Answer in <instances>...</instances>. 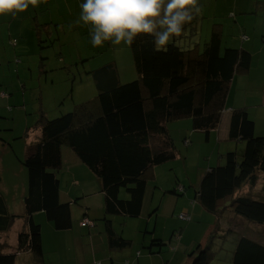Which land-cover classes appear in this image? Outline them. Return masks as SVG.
<instances>
[{
  "label": "trees",
  "instance_id": "1",
  "mask_svg": "<svg viewBox=\"0 0 264 264\" xmlns=\"http://www.w3.org/2000/svg\"><path fill=\"white\" fill-rule=\"evenodd\" d=\"M245 10L240 8L237 12L244 15ZM43 25L46 24L37 25L35 31ZM195 25L193 21L188 26L187 36L195 35ZM56 40H59L58 32L53 35V41ZM41 43L38 38L40 48ZM129 50L136 80L120 83L112 62L98 67L90 73L96 89L92 100L50 120L40 116L34 125L39 134L26 146L22 162L27 171L23 213L9 214L0 194V233L8 231L16 219L22 218L28 226L27 232L18 234L16 252L28 250L34 258L41 259V226L33 221L34 215L43 213L54 230L66 231L72 227L71 204L84 200L80 195L67 202L59 200L63 146L99 181L104 198L100 221L108 248L121 251L130 246L131 241L113 230L111 218H138L146 191V175L154 166L175 158L167 123L191 119L192 129L204 132L207 139L220 125L227 88L235 73L248 71L251 64L248 51L236 47L222 49L220 33L215 32L204 42L202 50L198 45L186 49L170 44L167 51H155L147 40L137 41ZM262 90L264 93V77ZM5 93L7 89L2 93L4 97ZM7 115L11 116L10 112ZM254 131L255 123L246 108L230 111L228 138L243 142L244 149L240 156L235 151L223 153L224 164L208 168L194 192L195 201L205 211L216 218L225 217L226 229L223 231L217 225L205 245L198 244L189 254L190 264H209L214 239L218 235L224 239L236 224L243 229L233 249L231 264H264L261 241L264 238L258 239L256 236L260 234L243 225L264 227V183L258 184L260 174H264V135L256 137ZM121 189L127 198H119ZM184 190L179 186L169 193L181 196ZM187 215L190 222L191 216ZM164 243L154 234L149 253H153L152 246L159 252ZM16 252L0 253V264H14Z\"/></svg>",
  "mask_w": 264,
  "mask_h": 264
},
{
  "label": "rangeland",
  "instance_id": "2",
  "mask_svg": "<svg viewBox=\"0 0 264 264\" xmlns=\"http://www.w3.org/2000/svg\"><path fill=\"white\" fill-rule=\"evenodd\" d=\"M240 8L246 9L244 15L238 14ZM194 21L195 35L178 40L176 45L186 49L198 45L202 50L210 34L217 31L221 36L222 49L243 46L245 49H242L251 54V64L248 69L250 73L237 71L227 88L226 99L229 98L227 108H244L245 106L236 107V105L245 101L249 117L255 123V136H263L264 98L259 97L262 95L259 90L264 77V0H204L203 14ZM219 23L223 24V31L216 27ZM44 24L46 25L40 26L41 28L35 31L32 37L28 34L22 36L27 41L26 46H29V42L33 40V48L22 52L27 54V57L21 56L17 50V54L21 56L18 61L20 64L23 63L22 66L17 65L18 62L13 60L14 49L9 42V48L0 47L1 54L4 50L11 56V61L8 60L10 64L9 62L4 64L13 67L3 66L0 69L1 79L6 83L4 86H9V89L3 87V90L7 89V94L13 98L9 104L1 105L0 102L1 107H4L3 116L0 117V139L11 145L6 149L7 156H4L2 166L0 165V188L3 196L8 200L17 194V202L20 201L22 183L25 182L27 185V171L22 165L26 146L29 142H34L38 136V129L33 127L40 116L50 120L72 112L78 104L92 100L96 96V89L90 73L108 63L114 64L120 83L137 79L129 47L123 42L119 45L105 42L103 46L93 47L89 42L86 25L82 24L76 29L70 28L65 19L62 22L48 21ZM55 30L59 33V40L53 41ZM38 38L42 41L40 45L42 49L38 45ZM90 56L93 58L90 59ZM41 57H43L42 61H40ZM18 67L19 78L16 77ZM256 82L257 89L254 88ZM9 112L14 114L13 118L7 115ZM166 128L174 145L175 158L154 166L146 175V191L140 216L129 219L112 217V227L117 234H123V239L132 242L130 248L133 247L135 251L146 255L149 253L151 238L155 234L165 242L161 247L163 255L169 257L179 250L177 256L188 258L190 264L192 258L189 254L198 244L205 245L208 237L216 231L217 225L223 231L226 229L223 215L222 218H216L195 201L194 192L198 187L199 179L208 168L224 164L223 158L218 159L219 153L235 151L240 156L244 143L240 145L241 152L239 148H235L236 143L233 141L230 143V150H224L225 143H218L215 137L206 139L204 132L192 129L191 119L187 118L168 122ZM62 154V169L59 173L60 202L67 201L65 196L70 187L77 188L74 185L72 172L76 173V179L81 182V187L89 193L84 200H78L80 203L71 204L70 214L74 222L83 218L84 204L92 203L91 211L94 212L95 203L100 199V185L96 177L80 163L68 147H62ZM7 158L11 163L7 162ZM11 180L16 187H12ZM262 183H264V174H260L258 181V184ZM179 186L185 188L181 196L169 193ZM6 190L9 191L6 193ZM246 190L244 188L242 191ZM119 198H127L124 189L120 190ZM192 201H194L193 207H197L195 213L192 212ZM155 209L156 211L153 212ZM186 214L191 216L190 222L179 217L182 215L188 218ZM94 222L103 225L100 220ZM236 225L233 232L227 233L224 239H220V235L214 239L213 258L209 264H231L233 248L243 229L240 224ZM256 237L261 239L259 235ZM95 239L94 244L90 241L85 243L83 249L92 253L95 248L94 264H97L99 261L97 257L104 248L99 234L95 235ZM174 247H177L175 252L172 251ZM152 250L154 254H158L156 246H153ZM128 251L127 247L121 252ZM79 261L80 259H72L69 264ZM154 263L161 264L158 258L154 259ZM108 264H110L109 258ZM124 264H127V260Z\"/></svg>",
  "mask_w": 264,
  "mask_h": 264
},
{
  "label": "crops",
  "instance_id": "3",
  "mask_svg": "<svg viewBox=\"0 0 264 264\" xmlns=\"http://www.w3.org/2000/svg\"><path fill=\"white\" fill-rule=\"evenodd\" d=\"M247 2H250V1H247ZM78 14H79L78 0H38V4L35 7H33L32 5H29L28 10H26L24 13L16 14V18H13L12 13H7L5 15H2L0 16V47L1 49H4V48H9V46L11 45L14 49L13 50V54H14L13 60H16V62H18L17 65H19L20 62L18 61V59L21 56H25V57L28 56L27 54L25 55V53H22V52H27V50L33 48L32 46L33 40L29 42V46H26L27 41H25L22 36H26L28 34L32 37L33 33L35 32V27L37 25L44 24L48 21L51 23L62 22L65 19L67 21V24L70 25L77 18ZM238 14H240V12ZM79 27L80 25L74 26L72 28L76 29ZM87 27L88 26H86L85 28ZM216 27H219L220 30L223 31V26L216 25ZM214 32L219 33L217 31H214ZM54 33H57V31L55 30ZM8 42L10 43V45ZM242 48L245 49V47L243 46ZM17 50H19L21 56L18 55L19 53L17 54ZM8 60L11 61L10 53L3 50V54H1V50H0V69L3 66H6L8 68H13L12 66H9L10 61ZM5 62L7 63L9 62V64L8 65L4 64ZM22 64L23 63H21L19 66H22ZM16 69H17L16 77L19 78L20 77L19 67ZM244 73H250V72L248 70ZM262 83L263 81L261 82V87L259 90L260 92H262V95H259V97L262 96L264 98V93L262 90ZM4 84L6 83L5 81L1 79V75H0V86H1L0 87V102H2L1 105L5 103L9 104L11 100L13 99L10 97L7 98L8 96L7 93H5L6 97L2 95L4 91L2 89L3 87H5ZM5 88H7V86ZM254 88L257 89V82ZM254 93H257V91H254ZM228 102H229V98L226 99L225 109L222 113L221 122H220L219 127L216 130L211 131L208 135V138L215 137L218 143H225L224 150H230L231 148L230 143L232 141L229 140L228 138L229 115H230V111L235 108V107L227 108ZM1 105H0V111H2L4 108V107L2 108ZM239 106H245L244 108H248V106H246L245 101L243 103H240L239 105H236V107H239ZM10 114L11 116H14L12 112H10ZM260 129H261V126H260ZM37 133L39 134V132ZM30 143L32 142H29L28 144ZM235 143H236L235 148H239V152H241L242 148L240 145L242 143H238V142H235ZM8 146H11V145H9L5 141L0 140V165L1 166H2V160L7 153L6 149H9ZM222 155L223 153H219L218 159H221ZM7 162L11 163V160L7 158ZM75 168H78V167L75 166ZM71 175L73 179L75 180L74 185H76L77 188L73 189L72 187H70V190L68 191L67 196H65V198H67V201L72 200L75 196H78V195L82 196L83 198L89 196L88 195L89 193H87L86 189H83L81 187V182L78 179H76V173L72 172ZM11 182H12V187H16V185L13 184V180H11ZM26 190H27V185L25 182H23L22 183V193L20 194L19 202H17V199H16L18 198L17 194L14 195L11 200H8L7 197L4 196L9 214L15 215V213L17 214L23 213L22 201H23L24 195L26 194ZM8 191L9 190H6L5 192L7 193ZM0 194L3 195L1 188H0ZM59 200H60V197H59ZM103 202H104L103 194L100 193V199L98 200V202L95 203L96 208L94 212L91 211V208H93L92 203L84 204L83 206L85 207L84 209H85V212H87V214L86 213H85L86 215L83 214L82 216L83 218L81 220L76 219L74 222H72L71 229L66 230V231L54 230L52 224L46 220V217L43 213H37L36 215H34L33 221L40 224L41 226V244H42L41 259L34 258L33 254L28 250L16 252L18 234L21 231H25V232L28 231V226L22 218L16 219L12 223L8 231L0 233V253L10 254V253L16 252L14 264H69V261L72 259L73 260L80 259V261L75 264H91V262L94 264V261L96 260L95 248H93L92 253L84 250L83 248L85 246V243H87L88 241L94 244V241L96 242L95 235L99 234L101 236V241H102L101 244L104 248L102 252L100 251L101 255L97 257V260H99L98 261L99 264H108V258L110 259V264H119V261H120V264H124L125 260H127L130 264H155L154 263L155 258H158L161 264H177L178 261H179V264H189L188 258L185 259V257L183 258V257L177 256L179 253V250L176 251L175 255H172L169 257H167L166 255H163L161 253V250L157 252L158 254L148 253V255H146L143 252L135 251V248L133 247L130 248L132 245V242H131V245L128 246L129 251L127 253L121 252V251H124V249L121 251L110 250L106 244L104 226L103 225L100 226L94 222L96 220H100L104 214ZM196 211H197V207L194 206L192 208V212L195 213ZM84 220L88 221V223L85 224L84 226H81V223ZM236 221L238 222L241 220L236 219ZM243 225L249 228V230L254 231L257 234H260L261 237L264 238V227H253V226L248 227L244 223ZM119 235L124 237L123 234H119ZM261 241L264 242L263 240ZM151 248H153V246ZM174 248L177 249V247H174ZM186 249H189V248H186ZM108 250L110 252H108Z\"/></svg>",
  "mask_w": 264,
  "mask_h": 264
},
{
  "label": "clouds",
  "instance_id": "4",
  "mask_svg": "<svg viewBox=\"0 0 264 264\" xmlns=\"http://www.w3.org/2000/svg\"><path fill=\"white\" fill-rule=\"evenodd\" d=\"M38 0H0V16L24 13ZM78 17L69 27L88 26L93 47L105 42L131 47L150 41L155 51L188 35V26L203 14L204 0H78Z\"/></svg>",
  "mask_w": 264,
  "mask_h": 264
},
{
  "label": "built area",
  "instance_id": "5",
  "mask_svg": "<svg viewBox=\"0 0 264 264\" xmlns=\"http://www.w3.org/2000/svg\"><path fill=\"white\" fill-rule=\"evenodd\" d=\"M179 217H180V219H186L187 221H189V217L187 218V217L182 216V215H180ZM87 223H88V221L84 220V221L81 223V226H84V225L87 224ZM172 249L174 250V248H172Z\"/></svg>",
  "mask_w": 264,
  "mask_h": 264
}]
</instances>
